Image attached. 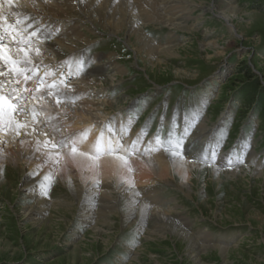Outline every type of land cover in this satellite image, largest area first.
<instances>
[{"label": "rangeland", "instance_id": "obj_1", "mask_svg": "<svg viewBox=\"0 0 264 264\" xmlns=\"http://www.w3.org/2000/svg\"><path fill=\"white\" fill-rule=\"evenodd\" d=\"M199 1L202 4L195 14L203 13L198 16L201 21L198 27L174 29L157 16L145 25L144 33L148 38L165 47L175 45L178 53L177 56L161 53L166 58L159 64L144 62L127 36L98 25L94 28L98 37L92 34L91 44L73 52L60 51L48 56L41 51L37 59L44 65L52 64L50 67L57 72V79L58 72H64L70 87L76 86V82L82 88L86 85L89 91L84 98L95 101L96 108L102 110L99 116L108 113L106 116L111 123L130 116L124 129H129L134 137L139 136L141 130L143 145L156 134L165 140L162 141L163 151L170 152L172 149L166 145L167 134L171 130L179 137L184 135L181 130L187 129L189 135L180 157L187 159V149L200 145L211 133L215 134L218 153L228 152L234 158L246 153L247 162L239 168L238 164L231 168L220 167L221 179L208 170L193 174L192 192L180 184L178 176L170 177V181L152 172L142 178L137 165L130 168L132 177L100 180L101 186L109 183L106 188L112 193L131 184L137 198L141 195L140 202H147L150 208L158 205L166 210L172 222L160 223L165 228L162 232H154L157 227L154 229L149 221H143V225L141 220L125 224L121 212L113 207L105 213L100 211L109 205H120V200L103 197H97L96 201L79 200L86 186L85 171L74 164L68 180L73 187L70 183L65 186L51 170L25 172L24 169L30 167L28 164L8 165L0 169V264H264V0H222L230 2L225 5L224 15L214 7L220 0ZM21 6L15 0L10 7L4 0L0 17L5 18V25L19 19L23 28L25 23L31 22L25 18L35 13L24 11ZM76 17L79 20L82 14ZM84 19L80 30L90 34L94 25L90 26V21ZM173 36L181 37L175 42L167 40ZM208 37L219 41L220 52L206 45ZM86 51L90 55L106 56L103 61L107 65L111 60H118L126 69L124 75L115 74L109 79L116 80L117 93L112 94L110 81L106 84L105 80L87 78L79 72L82 65L77 54ZM105 92L113 96L106 107L100 97ZM132 105L133 111L127 114ZM194 112L199 114L184 129L180 117L187 118L196 114ZM204 120L208 131L204 130L203 138L194 139L193 133ZM89 124L90 121L85 123ZM36 129L37 135L42 136V130ZM65 131L70 132L68 128ZM123 137L121 142L125 144L127 135ZM163 151L159 149L155 155ZM249 162L261 168L263 174L257 176L243 170ZM257 162L259 167L255 165ZM211 167L212 163L206 168ZM233 169H238L235 175L225 174ZM29 174V180L33 181L29 190L34 191L36 201L21 195L23 179ZM90 180L94 184L99 181L97 175L86 179L92 182ZM7 181L9 185L4 186ZM39 199L53 205L44 207L40 217L30 210L32 206L42 209ZM82 207L93 209L90 219L85 218Z\"/></svg>", "mask_w": 264, "mask_h": 264}, {"label": "bare ground", "instance_id": "obj_2", "mask_svg": "<svg viewBox=\"0 0 264 264\" xmlns=\"http://www.w3.org/2000/svg\"><path fill=\"white\" fill-rule=\"evenodd\" d=\"M17 2L22 4L21 7H23V9L22 8L20 9L27 12L33 11L35 13V16L33 17L39 20L41 23L49 24L53 27V29H59L58 32L55 31L53 32V37L50 41H46L40 45V48H42L41 50L42 55L44 56H48L50 53L52 54L60 51L73 52V50L77 48L80 49L88 44H91L93 42L92 40L93 38L91 39V35L94 34V37H98V35H96L98 34L97 31H95L94 29L96 28V25H98V27L102 26L105 27L106 29H109L110 27L112 29V32L127 36L129 40L132 41L133 44L136 46L141 59L144 62L149 61L150 63L153 64L154 63L159 64L160 62L165 61L166 57H163L161 55V53L163 54V52H166L167 56L169 55L177 56L178 53L175 51V45L165 47L164 44L163 45L158 44V42H155L150 38H148V36H146L144 33L145 25L149 22H153L154 19L156 18L155 16H157L158 19H160L164 24L166 23V25L170 26L171 28L182 29V31L191 30L194 27H198L199 25H201V21H198L199 18L198 16L202 15L203 13L200 12L198 16H196L195 14L199 6H201L202 4L199 0H44V1L17 0ZM229 3H230L229 1H226V3H224L222 0H220L217 4L214 5V7L219 9L220 11L219 13H221V15L222 14L224 15L226 12L225 10L227 8L225 5H229ZM145 4L146 6L148 5L149 7L148 6L145 7L144 6ZM25 7L27 9H25ZM80 14H82L81 17L82 19L87 18L84 20L90 21V26L92 25L95 26V27L94 26L91 27L90 34H87L86 32L80 30L81 28H83L82 27L83 25H81L82 19L80 18L78 20L76 17L79 16ZM84 15L86 16L84 17ZM73 18H75L73 23L72 24L69 23V21L72 20ZM86 27L88 32L89 25H87ZM179 37L181 36H175L174 38L169 37V39L167 40L168 41L173 40V42H175L179 40ZM206 45L213 48L217 52H220L219 50L220 43L219 41L214 40V38L208 37V42L206 43ZM77 55L79 59L78 62H80V64L82 65L79 68V72L83 73V76L86 75L87 78L88 76H91L93 78H96V80L101 79V81L105 80L106 84L110 81L108 84L110 85L112 94L118 92L117 90L118 88L117 86H115L117 85L115 84L117 83L116 80L115 82L109 80L110 78H112V76H115V74L121 76L126 73V69L122 66V64L118 60L115 61L111 60L107 65L106 62L103 61L106 56H103L102 54L100 56L99 55L95 56V55H90L88 51H86L83 54H77ZM112 56H107V58L110 59L112 58ZM86 64L87 67H85ZM50 66H52V64ZM59 74L60 71L58 72V76ZM73 74L77 76L75 72H73ZM77 77H79V74ZM74 83H70V84L74 86L75 85ZM85 83H86V79H85ZM76 84L78 85L77 82ZM77 85L74 87L69 86L71 88L70 95L76 97L74 103H61L58 105L56 103L55 96L52 97L44 96V101L46 102V109L43 113V116L37 117L39 124H32L29 127L28 134H25L24 130H21L19 135H14L11 132L6 133L4 131H0V169L3 170L8 165L19 167V162H23V164H28L30 166L29 168L24 169L25 172H30V171L36 172L37 169L40 171L42 170L43 172L51 170L63 181L65 186L68 187L70 186V184L71 186L73 185V183L68 182V180H70L71 165L74 164L82 172L85 171L84 181L86 186L79 200L83 199L84 201L88 202V200L92 199L96 201L97 197L100 198L103 197L109 199L114 198L115 201L120 200L119 201L121 203L120 205L118 204H114L112 206L109 205L104 207V210H100V211L101 212L103 211L105 213L107 212V209L109 211L113 207L115 208V210H117L116 212H118V210L119 212H121L119 214L122 215L123 222H125V224L127 223L135 224L137 220H141L143 225V221L144 222L149 221L150 225H152L154 229L157 227L154 230V232L164 231L165 228H163V226H160V223L163 224L166 222L168 223L172 222L169 213L163 208L159 207L158 205H155L154 207L150 208L149 207L150 205L146 204L147 202L146 203L140 202L139 197L141 195H139V197L137 198L136 195L138 194L135 192V188L132 187L131 184H125L123 187L119 188L118 192L117 191L114 193L110 192L107 189L108 187L106 188V185H108L109 183L107 184L105 182L104 185L102 186L100 185V180L102 181L105 180L103 177H108V178L114 177L118 180L122 176L129 177L130 176L129 168H132L133 166L135 167V165H137V168L139 169L138 175L141 176L142 178L145 175L147 176L148 173L150 174L152 172L157 176L166 178L170 181H171L170 177L178 176L182 181L180 184H183L185 186L184 188H186L188 192H192V188L190 185L192 183L191 179L193 177V174L208 170L212 174H215L216 177L221 179L222 177L221 168H223L222 166L225 165L224 157L226 154H229L228 152L227 153L220 152L219 158H213L211 160H197L195 158L197 154H199L201 150L205 149L206 147L208 149H215L216 151L218 150V146L216 145L215 142V136H214L215 134L212 135L211 133L209 136H207L206 139L201 140L200 145L198 146L191 145V147L187 149L188 151L187 159H185L184 157H172L170 155L171 151L164 152L162 149L163 140H161L159 144L156 143L149 144L148 142L144 145L138 144L137 148L139 150L135 154L127 158L128 159L127 165H125V163L121 159H119L120 156L124 155L123 152L114 153L112 155H103L98 160L93 161L85 156H79V155L73 156L70 154V150L67 148L61 150V156L59 158L61 163L59 162V164L54 165L52 161L48 159L49 150L43 146V142L46 139H52V138H54L55 140L60 139V135L58 133L53 132L54 126H59L63 135L65 136H77L81 133H89L87 140L82 145L77 146L78 151L86 152L89 154V156L93 155L91 151L92 145L102 132L104 133L106 138L112 135H115L116 137H121V136L123 137V135L124 136L127 135L126 142H124L125 140L123 141L125 143L124 146L126 148L131 144L133 139L138 137V136L134 137L132 132L128 131L129 129L127 131L124 129L125 127L123 125L126 124L125 122L129 120L130 116L120 117L118 121L114 120L113 123L108 121V117L106 116L108 113L104 116H99V113H101L102 110L96 108L97 105L94 104L95 101L91 99L92 102H90V100H88L89 99L88 97H87L88 99L85 97L87 100L84 98V95L85 94L87 95V92L89 91L88 87L85 85V87L82 88ZM205 85L207 84L205 83ZM28 87L34 88L35 83L30 81ZM112 94L105 92L103 96H100L103 97L102 98L103 100L101 99V102H103L104 107L109 106L110 103L113 101L112 99L113 96H111ZM88 96H90L91 98V95L89 93ZM95 99L100 100L98 99V97L97 98L95 97ZM132 107L133 105L130 107L127 114L133 111ZM37 110L39 111V109ZM194 113L196 114H191L190 116H187V118H184L183 116L180 117L179 122H181L180 124H182V127L184 129H186L187 123L190 121L192 122V120L195 119V117H197V115L199 114L197 112ZM124 114L125 112L122 113V115ZM17 119H20L21 122H23L22 118L18 117ZM28 120L31 121L30 115L28 116ZM88 121H90V124L85 125V123ZM82 123L85 126H82L83 125ZM109 125H111V127H108ZM32 128L35 129L40 128L42 130V136L37 135L39 133L37 132V129L33 131ZM65 128H68L70 132L65 131ZM205 129H207V123L204 120V122H202L200 126L198 125L197 132L195 131L193 133L195 134L194 139L203 138L202 136L205 135L204 134ZM141 132L142 131L140 130V132L138 133L140 139L142 137L140 135ZM184 132L185 131L181 130V134H183ZM209 132H211V130ZM154 137H156V134L153 135V137H150L151 138L150 140H153ZM159 149H161V151L163 152L161 154L155 155L156 154L155 152H157V150ZM220 162L224 164L222 165ZM244 162H247V160H244ZM210 163H212V167L207 169L206 167ZM239 165L240 164H238L237 166L238 168ZM255 165H258L259 167L260 163L257 162ZM88 168H91L92 170ZM243 170L251 173H255L257 176L263 174V172L260 171L261 168H257V166L253 167L250 162L246 165V167H244ZM237 171L238 169L227 170L225 174L227 176L235 175ZM95 175H97V178L99 179V181H96L98 182L97 184H94L93 181L94 179L90 180L92 182L86 181V179L88 178L91 179L94 178ZM130 177H132V175ZM29 178H30V174L26 175L23 179L24 186L22 188L21 195L24 196V198L27 200L29 199L36 201V198L33 195L34 191L29 190V187L32 185L33 182L32 180H29ZM140 179L141 178H139L138 180L140 181ZM138 180L137 182H139ZM4 184H5L4 186H8L9 182L7 181ZM29 191H31V193ZM138 193H140V191ZM83 194H86V196L82 197ZM39 201L43 206L42 209L41 208L39 209L36 206H32L30 210L33 211L35 216L40 217L43 214V210H45L44 207L50 208L53 205L42 199H39L38 202ZM92 204L94 203H91L90 205ZM87 205L89 204L87 203ZM87 208L88 207H86V209ZM86 209L85 207H82L81 212L85 215V218L87 217L90 219L91 216L93 215V209H91V211L89 209L87 210ZM155 224H158L159 226H156ZM205 242H209V241H205Z\"/></svg>", "mask_w": 264, "mask_h": 264}, {"label": "snow or ice", "instance_id": "obj_3", "mask_svg": "<svg viewBox=\"0 0 264 264\" xmlns=\"http://www.w3.org/2000/svg\"><path fill=\"white\" fill-rule=\"evenodd\" d=\"M3 2L4 0H0V7L3 6ZM6 2L11 7L15 0H6ZM25 19L31 22L26 23L22 28L19 19L14 24L9 22L5 25V18L0 17V131L11 132L14 135H19L21 130L28 134V129L32 124H39L37 117L43 116L46 109L44 96H55L58 105L74 103L76 99L75 96L70 95L71 88L64 74L60 73L57 79V72L48 65H44L42 60L37 59L41 57L40 45L50 41L53 32H58L59 29H53L51 25L43 24L34 17H26ZM30 81L35 83L34 88L28 87ZM29 115L31 121L28 120ZM18 117L22 118L23 122L17 119ZM32 130L35 131L36 129L32 128ZM53 132L58 133L60 139H46L43 146L49 150L48 159L54 165L59 164L61 150L65 148L69 149L73 156H85L93 161L98 160L103 155L123 152L124 155L120 156L119 159L127 165V158L139 150L138 144L143 143L138 136L126 148L121 143L122 136L112 135L106 138L102 132L92 145L93 155L89 156L86 152L78 151L77 147L87 140L89 133L65 136L59 126H54ZM188 135L187 130L183 136L179 137L171 130L167 134L165 139L168 148L172 149L170 152L172 157L183 155ZM160 142V136L148 141L149 144H159ZM245 156L246 153L236 155L235 158L231 153L226 154L224 166L231 168L236 164H242ZM195 158L197 160H211L219 158V153L215 149L206 147ZM129 170L131 169L129 168Z\"/></svg>", "mask_w": 264, "mask_h": 264}]
</instances>
